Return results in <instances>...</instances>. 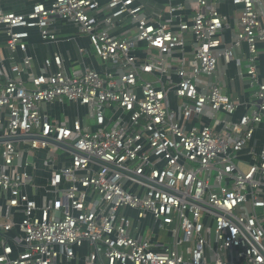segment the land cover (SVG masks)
I'll return each mask as SVG.
<instances>
[{"label":"built area","instance_id":"1","mask_svg":"<svg viewBox=\"0 0 264 264\" xmlns=\"http://www.w3.org/2000/svg\"><path fill=\"white\" fill-rule=\"evenodd\" d=\"M223 1L238 8L230 44ZM64 26L102 71L59 52L35 64L32 33L77 43ZM0 34V264H60L85 245L90 264H264V150L239 162L264 121V0H36L25 13L0 6ZM244 46L248 103L217 80L221 62L241 68ZM65 103L85 115L49 114ZM149 218L164 241L141 235Z\"/></svg>","mask_w":264,"mask_h":264},{"label":"crops","instance_id":"2","mask_svg":"<svg viewBox=\"0 0 264 264\" xmlns=\"http://www.w3.org/2000/svg\"><path fill=\"white\" fill-rule=\"evenodd\" d=\"M36 0H0V6L7 12H15V13H25L30 10L32 3ZM220 11L224 14L231 26V29L226 32L227 44H230L234 39L237 31H238V23H237V10L238 8L232 5L230 2L223 1L221 3ZM59 34L61 38L67 37H76L77 43H59L55 45L44 44L38 33L33 32L30 40V48L29 55L33 58L36 65L42 63V61L52 55L55 52H59L64 55L65 58L68 56L71 57V62L77 63V66H80L79 69L84 70L87 68H92L98 72L103 70L102 62L94 55L93 51L90 48L89 41L85 37H80L77 34V30L73 26H64L60 28ZM65 34H69L67 37ZM84 47L89 51L88 53L83 54L82 56L78 53V47ZM247 48L244 46L242 52H239V56L241 59V72L244 74L242 77L240 75V69L238 68L236 62L231 64H225L223 62L220 63L219 71L217 73V80L222 84L224 92L234 99H238L241 102L248 103L250 100V95L252 93L251 89L248 86V78L246 77V69L245 66L247 64L248 59L243 54H246ZM0 53L4 56H7V51L5 49V37L0 34ZM67 63V67L69 71H73L74 66L72 64ZM259 73L262 79H264V49L262 48L259 53ZM248 105V104H246ZM246 105H242L235 116V120L238 121L247 111ZM49 114L52 117L63 120L62 116H67L69 118H75L77 115L81 114L84 116L86 111L85 109H81L78 111L76 105H69L65 103L63 106L56 105L48 108ZM65 119V118H64ZM205 121L208 122L207 118ZM215 127L220 130V122H214ZM264 150V121L262 124L256 127L254 136L252 140L249 142L247 148L241 152L240 155V167L243 170L248 169L249 164H254L258 154H260ZM37 158L33 159L36 168L31 171L34 176V183L37 186L43 187L50 178V173L43 166L42 158L44 156V152H38ZM32 197H34L38 202L41 201V197L44 195L43 190L39 189L37 191L32 190ZM261 217L264 219V209H259ZM134 223L137 224L138 221L134 220ZM264 225V222H263ZM17 232H10L9 235H16ZM141 235L142 236H150L151 239L165 240V235L162 231H160L153 221L149 218L141 223ZM1 241V237H0ZM24 251V248L19 246L13 247V257H17L20 253ZM77 257L73 260H68L67 258H62L60 260V264H90L89 257L92 252L91 248L88 245L76 250ZM2 250L0 248V254Z\"/></svg>","mask_w":264,"mask_h":264},{"label":"rangeland","instance_id":"3","mask_svg":"<svg viewBox=\"0 0 264 264\" xmlns=\"http://www.w3.org/2000/svg\"><path fill=\"white\" fill-rule=\"evenodd\" d=\"M68 35H69V34H65L64 36H66V37H67ZM81 36H82V35H81ZM61 118L64 120V118H65V117H64V116H62ZM57 152H58V154H59V153H61V151H60V150H59V151H57ZM57 152H56V153H57ZM29 159H30V161H33V157H30ZM258 214L261 216V214H260V211H259V210H258Z\"/></svg>","mask_w":264,"mask_h":264},{"label":"water","instance_id":"4","mask_svg":"<svg viewBox=\"0 0 264 264\" xmlns=\"http://www.w3.org/2000/svg\"><path fill=\"white\" fill-rule=\"evenodd\" d=\"M1 142V141H0ZM3 142V141H2ZM59 147H62L61 145H58Z\"/></svg>","mask_w":264,"mask_h":264}]
</instances>
